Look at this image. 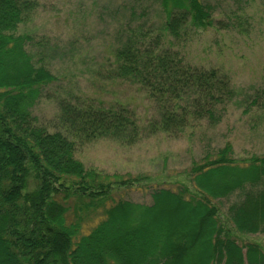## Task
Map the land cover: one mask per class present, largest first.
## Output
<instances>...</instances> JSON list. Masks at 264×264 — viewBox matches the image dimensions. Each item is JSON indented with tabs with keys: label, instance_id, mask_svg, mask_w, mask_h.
<instances>
[{
	"label": "trees",
	"instance_id": "trees-1",
	"mask_svg": "<svg viewBox=\"0 0 264 264\" xmlns=\"http://www.w3.org/2000/svg\"><path fill=\"white\" fill-rule=\"evenodd\" d=\"M161 6L165 33L144 44L133 29L115 54L119 75L161 108L158 128L177 133L190 121L218 119L234 91L226 74L190 63L179 48L191 28L222 23L212 7L202 0H161ZM32 9L30 0H0V264H264L263 246L240 243L231 228L264 233V188L257 187L264 156L238 163L230 142L192 163L193 190L159 188L149 206L115 202L92 229H82L81 212L105 202L114 176L86 169L75 156L77 141L106 135L132 141L137 121L123 106L63 101L65 132L36 123L31 109L40 88L57 77L33 60L25 36L14 34ZM259 99L251 98L246 111ZM237 190L243 199L229 206L228 224L214 200Z\"/></svg>",
	"mask_w": 264,
	"mask_h": 264
},
{
	"label": "rangeland",
	"instance_id": "rangeland-1",
	"mask_svg": "<svg viewBox=\"0 0 264 264\" xmlns=\"http://www.w3.org/2000/svg\"><path fill=\"white\" fill-rule=\"evenodd\" d=\"M30 1L33 9L14 34L25 36L33 60L57 77L40 88L31 109L36 123L49 131L65 132L60 118L63 101L80 107L123 106L137 121L138 134L132 141L129 135L77 141L75 156L86 169L117 180L112 177L113 187L102 205L81 212L83 230L92 229L115 202L149 206L159 188L185 185L193 190L192 163L227 142L238 163H248L253 155L264 156V0H202L222 23L208 29L191 28L179 48L190 63L226 74L234 94L223 105L225 109L221 107L218 119L190 121L177 133L158 128L161 108L137 82L119 75L115 54L133 29L137 32L134 39L144 44L165 33L161 0ZM256 95H260L258 104L246 111ZM257 187L264 188V182ZM242 199L243 191L237 190L214 200L228 224L229 206ZM231 228L240 243L253 242L264 249V233L244 234L233 223Z\"/></svg>",
	"mask_w": 264,
	"mask_h": 264
}]
</instances>
